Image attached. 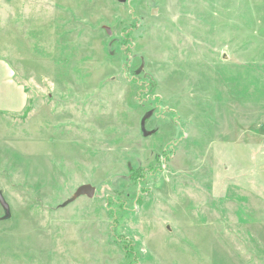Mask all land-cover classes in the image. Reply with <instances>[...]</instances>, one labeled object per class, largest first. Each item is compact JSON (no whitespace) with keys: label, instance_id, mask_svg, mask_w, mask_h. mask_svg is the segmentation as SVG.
<instances>
[{"label":"rangeland","instance_id":"obj_1","mask_svg":"<svg viewBox=\"0 0 264 264\" xmlns=\"http://www.w3.org/2000/svg\"><path fill=\"white\" fill-rule=\"evenodd\" d=\"M0 192V264H264V0H0Z\"/></svg>","mask_w":264,"mask_h":264},{"label":"water","instance_id":"obj_2","mask_svg":"<svg viewBox=\"0 0 264 264\" xmlns=\"http://www.w3.org/2000/svg\"><path fill=\"white\" fill-rule=\"evenodd\" d=\"M152 15H154V13H152ZM107 32L108 29L105 27L104 28ZM147 116L145 115L141 122H140V129L141 131L144 130V122H145V118ZM95 193V188L89 184H83L81 186H79L75 192L65 201L63 202L60 206L63 207L69 203H71L72 201H74L76 198L80 197V196H86L87 198L91 199L93 198ZM0 207L2 209L3 212V216L0 218V220L5 221L8 220L11 217V213H10V208L9 205L7 204V202L5 201V199L3 198L2 193L0 192Z\"/></svg>","mask_w":264,"mask_h":264},{"label":"trees","instance_id":"obj_3","mask_svg":"<svg viewBox=\"0 0 264 264\" xmlns=\"http://www.w3.org/2000/svg\"><path fill=\"white\" fill-rule=\"evenodd\" d=\"M132 175V174H131ZM138 177H139V175H137ZM133 177L135 178V176L133 175ZM138 177H136V178H138Z\"/></svg>","mask_w":264,"mask_h":264}]
</instances>
